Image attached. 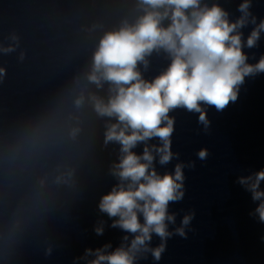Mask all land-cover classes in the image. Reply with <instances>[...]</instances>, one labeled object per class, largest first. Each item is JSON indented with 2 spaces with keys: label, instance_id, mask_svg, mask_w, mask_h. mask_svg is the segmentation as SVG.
I'll return each instance as SVG.
<instances>
[{
  "label": "clouds",
  "instance_id": "obj_1",
  "mask_svg": "<svg viewBox=\"0 0 264 264\" xmlns=\"http://www.w3.org/2000/svg\"><path fill=\"white\" fill-rule=\"evenodd\" d=\"M138 6L143 14L135 23L124 21L118 30L102 36L87 73V80L97 88H102L103 82L109 84L107 100L94 93L88 98L99 117L115 118L116 122L106 125L104 144L118 142L122 153L119 163L111 170L121 183L101 197L98 207L109 218L118 217L112 227L136 235L127 249L121 246L111 253L96 249L95 258L89 264H133L136 253L141 250L151 251L154 259L160 260L165 241L173 234L165 222L175 223V216L168 214L169 202L184 196L183 164L175 166L174 174L159 175L151 167L153 151L162 165L178 155L171 151L174 119L169 117V112L182 107L199 113V122L207 128L209 122L201 104L223 111L237 100L239 86L246 76L264 73V56L254 65L246 62L248 57L238 31L248 22L250 0L239 5L242 15L235 22L229 21L228 13L219 4L202 6L201 0H139ZM252 22L255 23V17ZM261 31H264V21L248 36V48L256 45ZM160 49L170 56L171 63L149 82L142 78L137 65L143 62L146 67L145 57ZM12 50V47L4 49ZM4 71L0 68V74ZM83 102V95L74 101L77 107ZM77 131L73 129L72 135ZM153 137H158L161 145L145 144L141 155L132 151L138 142ZM207 156V149L198 152L200 160ZM124 181H128L127 185ZM262 181L264 170L239 178V183L252 193V199L259 201L255 211L264 222ZM193 216L194 213L185 215L175 234L186 238L184 228ZM95 231L100 235L103 228L97 227ZM153 232L162 243L149 249L146 241L151 240ZM92 254V249L85 250V257Z\"/></svg>",
  "mask_w": 264,
  "mask_h": 264
}]
</instances>
